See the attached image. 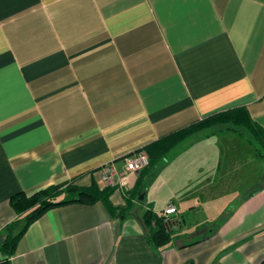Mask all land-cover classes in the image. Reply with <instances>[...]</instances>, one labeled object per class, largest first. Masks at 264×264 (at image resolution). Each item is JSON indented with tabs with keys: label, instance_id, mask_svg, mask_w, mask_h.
Listing matches in <instances>:
<instances>
[{
	"label": "crops",
	"instance_id": "1",
	"mask_svg": "<svg viewBox=\"0 0 264 264\" xmlns=\"http://www.w3.org/2000/svg\"><path fill=\"white\" fill-rule=\"evenodd\" d=\"M240 106L264 129V0H0V232L16 218L11 196L72 181L113 189L116 209L97 202L47 211L28 227L10 263L259 264L264 184L240 200L264 177V165L251 164L253 153L189 154L212 138L205 140L142 193L139 172H125L123 162ZM180 159L185 190L180 197L165 190L157 208L167 187L159 178ZM107 170L113 184L101 181ZM250 171L255 178L242 185ZM123 178L128 191L119 187ZM169 205L181 218L205 214L196 225L233 211L201 243L171 240L152 249L141 217Z\"/></svg>",
	"mask_w": 264,
	"mask_h": 264
},
{
	"label": "trees",
	"instance_id": "2",
	"mask_svg": "<svg viewBox=\"0 0 264 264\" xmlns=\"http://www.w3.org/2000/svg\"><path fill=\"white\" fill-rule=\"evenodd\" d=\"M230 135L237 136L249 145L255 159L264 161V129L252 120L245 107H234L213 113L141 148L139 152L148 156L149 163L139 172L137 190H141L140 193H142L162 169L193 146L214 137ZM262 184H264V177L254 187L243 193L240 200H245L255 194L261 189ZM112 192L113 189L110 188L99 190L96 186L79 187L72 181L65 186H51L30 195L18 192L11 196L9 204L16 218L0 232V264H11L10 259L21 237L28 227L47 211L71 204L92 205L101 202L113 214L116 209L109 203ZM141 197L136 195L134 200L140 199L139 201L142 202ZM128 205L132 207L131 202ZM232 211L233 209L229 207L215 221L196 228L189 238L182 242L183 247L201 243L212 237ZM171 219L173 216L164 221L161 214L150 210L141 217L146 242L152 249L158 250L171 243V235L168 231ZM259 264H264V260Z\"/></svg>",
	"mask_w": 264,
	"mask_h": 264
},
{
	"label": "rangeland",
	"instance_id": "3",
	"mask_svg": "<svg viewBox=\"0 0 264 264\" xmlns=\"http://www.w3.org/2000/svg\"><path fill=\"white\" fill-rule=\"evenodd\" d=\"M203 145L206 147L204 148ZM203 145H199V146H196L194 149H191L189 151V154L194 155V154H200L202 152L210 153L211 151H213V148H215V150L213 152L217 151V152H220L221 154L227 155V156L228 155L232 156L233 153H236L238 156L243 154L242 159H245V155H244L245 152L250 151L251 153H253L252 148L250 146H248L244 141H242L241 139H239L235 135L214 137L211 140H209L208 143H204ZM251 158H252L251 164H253V165L258 164V166L264 165V161L255 159L252 156H251ZM185 164H186V162H184V159H180V161H177L173 165L169 166L162 173L159 180L163 181V185H165V187L166 186L167 187L163 188L162 190L159 191L160 193L158 194V197H160V198H158V201H155V207H157V208L160 207V205H162L161 203H163L165 201V199L169 196L168 193H167L168 194V196H167V194L164 192L165 190L174 192L175 194L172 193V195H174L175 197L176 196L180 197L182 195L183 192H181V191H184L185 188L181 187L183 185L179 186V184L181 183V174L185 170ZM255 175H256V173L254 171H250V173H244L242 175L243 181H244L242 185H246V184L250 183L255 178ZM178 181H180V182H178ZM171 184L173 185L172 188H171V186H172ZM157 185H158V183H157ZM157 185H155V186H157ZM241 188H243V186L237 187V185H236V189H241ZM171 189H173V190H171ZM231 194L237 195V192L225 194V196L227 198V200H224L225 202L228 201V198L230 197L229 195H231ZM221 202H222L221 200L217 201V203H220V205H221ZM170 207H173V206L169 205L166 209H169ZM232 208H233V205L231 206V209ZM181 210L183 212V209H181ZM173 215H174L173 219H171L172 222H170L169 226H168V231L171 235V240H174V241L188 239L190 234H192L194 232V230H196V228L201 226V225L193 224V221H202L201 216L205 217V214H200V215L195 214L194 215L192 212H189V211L187 212V214L186 213L183 214L184 219L179 217V215L177 214V211H175V213ZM161 216L164 217V221L167 220V218L164 216V211L161 214ZM177 224H179V225H177Z\"/></svg>",
	"mask_w": 264,
	"mask_h": 264
},
{
	"label": "built area",
	"instance_id": "4",
	"mask_svg": "<svg viewBox=\"0 0 264 264\" xmlns=\"http://www.w3.org/2000/svg\"><path fill=\"white\" fill-rule=\"evenodd\" d=\"M124 166H125V172L127 173H138L141 170H143L149 163L148 156L144 153H134L131 155H128L123 160ZM114 174V171H105L102 174L101 181L104 184L110 183L113 184L114 181L112 179V176ZM120 188L124 191H128L131 188V184L123 178V181L120 183ZM175 209L173 207H170L169 209L164 210V216L166 218L172 216L175 213Z\"/></svg>",
	"mask_w": 264,
	"mask_h": 264
}]
</instances>
